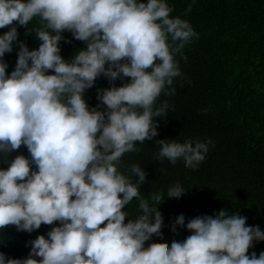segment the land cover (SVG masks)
<instances>
[{
    "label": "clouds",
    "instance_id": "clouds-1",
    "mask_svg": "<svg viewBox=\"0 0 264 264\" xmlns=\"http://www.w3.org/2000/svg\"><path fill=\"white\" fill-rule=\"evenodd\" d=\"M172 11L167 0H0V28L11 26L0 34V161L21 145L29 153L0 168V229L31 233L59 222L27 242V257L0 252V264H264V251L247 254L264 231L226 209L187 223L180 214L171 230L190 235L152 246L162 239L157 209L187 189L175 185L146 199L139 190L145 169L118 170L122 155L137 151L135 142L158 135L154 118L168 104L155 102L162 91L175 95L171 86L181 73L174 57L198 39ZM34 18L38 47L29 48L17 26ZM65 31L85 43L69 60L61 55L60 42H70ZM14 46L16 64L7 73L3 58ZM101 75L110 86L97 88L99 103L90 107L85 93ZM154 142L159 161L193 169L213 143ZM133 198L139 214L125 222Z\"/></svg>",
    "mask_w": 264,
    "mask_h": 264
},
{
    "label": "trees",
    "instance_id": "trees-1",
    "mask_svg": "<svg viewBox=\"0 0 264 264\" xmlns=\"http://www.w3.org/2000/svg\"><path fill=\"white\" fill-rule=\"evenodd\" d=\"M167 2L173 8L170 16L187 19L198 39L174 57L181 73L171 86L175 95L162 91L155 102V106L163 101L168 104L163 116L154 118L159 121L158 135L153 140L135 142L137 151L124 153L118 170L130 174L133 164L145 169L146 181L139 190L146 199L163 195L175 185L187 189L179 200L165 199L157 209L162 239L153 241L152 246L166 247L190 235L186 229L178 228L175 233L171 230V222L180 214L187 223L190 218L226 209L230 214L247 217L246 225H258L264 231V0H195L187 14L185 9L192 0ZM39 26L38 18L26 26L30 34L25 27L17 26L19 41L29 48L38 47L34 29ZM10 27L0 28V34ZM63 36L70 42H60L61 55L69 60L85 43L72 38L68 31ZM17 52L14 46L3 58L9 65L7 73L15 67ZM123 82L117 80L115 84ZM109 86L105 77L97 78L85 93L90 107L99 103L97 88ZM209 138L213 143L194 169L180 162L171 167L157 158L159 145L154 141L183 145L193 139ZM17 154L29 156L21 145L0 161V168H7ZM124 210L129 214L125 222L135 218L139 214L136 198ZM58 223L42 224L31 233L8 225L0 229V252L6 258H25L31 247L27 242L46 235ZM261 251L264 241L254 242L247 254L255 252L259 256Z\"/></svg>",
    "mask_w": 264,
    "mask_h": 264
}]
</instances>
